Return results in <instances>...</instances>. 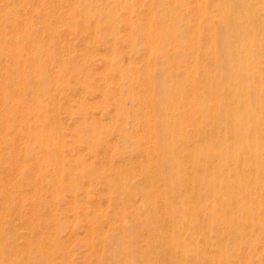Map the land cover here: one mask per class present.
<instances>
[{
    "label": "bare ground",
    "instance_id": "obj_1",
    "mask_svg": "<svg viewBox=\"0 0 264 264\" xmlns=\"http://www.w3.org/2000/svg\"><path fill=\"white\" fill-rule=\"evenodd\" d=\"M20 1L22 5L25 0ZM54 1L51 5L58 4V9L66 3L69 14L66 6H61L65 12L57 14L61 26L46 22L43 17L46 23L43 29L34 28L36 35L42 33L48 39H58L63 27L71 32L73 27L88 22L84 25L92 30V37L103 30L118 42L120 23L124 21L129 41L126 45L135 53L125 60L129 66L119 67L121 76L117 71V76L122 77L129 108L126 99L117 95L119 92L114 91V95L122 114L129 116L128 120L131 118V128L123 127L121 132L124 137L129 135L130 146L143 156L142 167H138L143 169V181L138 186L126 182L127 174L122 166L123 173L119 169L121 173L117 171V177L112 180L122 194L117 203H122L119 209L123 221L107 240L103 238L104 248L111 249L112 264H264V17H261L264 0H191L192 3L139 0L142 11L135 9V0ZM120 7L129 9L126 11L129 15L121 17ZM213 9L221 15L213 17ZM6 12L0 16V54L8 57L5 68L0 57V132L19 123V134L23 137L25 132L30 133L32 119L34 132L28 136L31 144L36 143L43 150L45 163L53 162L59 175L66 169L57 164V160H62L58 156L59 143L56 149V141L42 134L44 127L40 122L54 125L52 114L48 115L47 105L42 103L43 95L47 94L53 101L59 99L56 93L61 89L57 90L58 85L53 83L56 78L50 77L45 66L53 58L46 52L50 45L30 39L32 34L26 30L16 32L13 28L18 29L21 23L9 18ZM25 19L30 21L29 17ZM23 25L20 26L25 28ZM9 27L15 35L8 36ZM22 51L27 53L24 60L31 66L27 70L29 75L24 76L19 63ZM44 52L47 60L41 55ZM133 56L140 60H134ZM60 63L63 71L69 72L66 62ZM7 83L19 93L15 105L7 102L10 96ZM112 116L115 119L113 113ZM23 122L27 129L23 128ZM79 140L89 142L92 138L85 133L79 135ZM5 159L7 155L1 161ZM61 180L56 178V183L60 184ZM5 192V204L8 199H23L22 193L15 190L6 188ZM136 194L141 196L139 205L135 203ZM127 206L131 209L126 210ZM33 217L29 218L33 220ZM115 218L118 219L113 217L112 223L116 222ZM92 221L99 222L98 215ZM98 245L99 242L92 244L95 251ZM22 252L18 251L17 255L20 253L22 257ZM48 254L43 257L51 253ZM68 255L71 259V254Z\"/></svg>",
    "mask_w": 264,
    "mask_h": 264
},
{
    "label": "rangeland",
    "instance_id": "obj_2",
    "mask_svg": "<svg viewBox=\"0 0 264 264\" xmlns=\"http://www.w3.org/2000/svg\"><path fill=\"white\" fill-rule=\"evenodd\" d=\"M121 1L124 3L126 0ZM140 1L135 0V9H140L139 11H142L143 6ZM188 1L192 3L194 0ZM20 2V0H0V7L5 8L3 10L0 8V11L2 10L0 12V16L3 15V11H7L6 13H8L9 18L12 17L11 19L15 22H20L22 25H26L24 28L20 26V23H18L20 24L18 25V29L13 28L15 31L17 30L16 32L22 33L26 30L27 33L32 34L30 39H40L39 41L41 44L46 46H48V44L50 45V49L46 52L51 53L53 58L49 59L47 64L45 62V66L50 71V77L55 76L56 79L53 83L58 85L57 90H59L60 87L61 89L58 91L59 93H56L59 99L56 98L55 100L50 101V97L47 96V94L43 95L42 103L47 105L48 115L52 114L53 119L55 120L54 125L48 124L45 121L40 122H42L41 125L44 127L42 134L46 137L52 138L53 141H56V149L60 146L58 151L61 153L59 152L58 156L59 158H62V160H57V164L66 168L65 171L67 173L65 171H60V174L57 175L58 173L54 170V163H45L46 161H44L45 156L43 150L40 149L36 143L31 144L28 136L30 133L34 132V128L32 126L34 121L32 119L30 120V133L25 132L26 136L24 135L21 137V134H19L20 131L18 130V126H21L19 123L12 129L7 131L2 130V132H0V186L3 190L2 192L0 188V227L2 228V230L0 228V235H2V238L1 236L0 238L3 240H0V264H43V262L44 264H49V262L51 264H67L69 261H71L69 264H88V262L89 264H112L113 260L111 258V249H107V247L104 248L102 245L104 241L103 238L107 240L112 232L116 231L115 229L118 225L123 222L120 217L121 209H119V206L120 204L122 205V203H117L118 201H121L122 194L116 189V181L112 183V180L117 177V171V174L122 172V166V168L124 167L123 170L125 169L124 171L127 174L126 182L129 184L130 182H133L138 186L139 184L141 185L143 181V169L141 168L142 171L139 170V168L142 167L143 156L138 151L135 152V150L132 149L130 146L132 139H129V135L124 137L121 132L123 127H126L128 130L131 128V118L128 120L129 116L125 117V115L122 114V110L120 108L121 105H118L116 100L117 95L123 96V99H126V106L129 108V99L126 92L123 93L124 84L122 83V77H120L121 70L119 69L120 66L123 68L129 66V63L127 62V64L126 61L129 60V55L134 53V51H131L130 48H128L129 46L127 47L126 45L129 43L126 39L128 36L127 28L125 27L124 21H122L120 23L121 38L118 42L113 36L103 30L99 32V35L92 37V30L87 29L88 26L85 27L88 22H85V25L81 24L75 28L73 27L71 32H74L75 35L63 27L58 34V39H53V37L48 39L46 38V36H48L47 34H45V36H43L44 34L42 33L36 35L33 30L36 27L43 29L45 23L48 21H51L54 24L57 22L56 25L61 26V22H59V20L57 21V14L65 13L63 8H61L63 5L66 6L65 11L67 10L66 12L69 14V8L66 3L61 4L58 9V4L53 7L56 3L54 0H48V2L46 0V3H43L42 0H25V4L22 3V5ZM4 3L6 7L4 6ZM52 3L53 5H51ZM210 3L212 4V2ZM139 4H141V6ZM48 6L52 7L54 10ZM22 10L24 11L21 15ZM28 11L30 13H28ZM51 11H55L56 15H54L55 12L52 13ZM126 11L129 12V9L120 7L118 10L119 13L121 12V17L129 15ZM40 13L43 15H40ZM220 15L221 14L216 10H212L213 17L217 18V16L219 17ZM28 17L30 18V21L25 19ZM43 17L44 19H47L46 22L42 20ZM261 17H264V14H262ZM33 18L35 19L33 20ZM35 23H37L36 26ZM8 29L10 31L8 36L16 34L10 27ZM67 32L70 34L67 35ZM122 32L125 33L126 36H124L125 34ZM62 35L63 37H61ZM43 37H45L46 40ZM89 40L93 42L90 43L91 41ZM66 41H68V43ZM26 42L28 44L30 43L29 40ZM92 44H95L96 47ZM110 45L113 46V48ZM65 46H67V50H64ZM114 48L115 50L113 51L112 49ZM86 49H88V52ZM124 49H127L128 51ZM57 50L59 52H57ZM62 50H64V54L67 55L66 57L64 54H61L62 56L60 55ZM92 50L95 51L92 52ZM46 52L41 53L45 60H47ZM112 52L114 53L112 54ZM79 53L81 55H79ZM20 55L22 56V61L20 60L19 62L21 63L20 72L23 71V76L25 73L29 75L27 70H29L31 66L26 60H24V58L27 57V53L22 51ZM82 55L85 56L83 57ZM0 57L2 58V65L5 68L8 64V57L4 53L0 54ZM132 58L134 60L137 59V61L140 60L139 57L133 56ZM62 61H65L68 68H70L69 72L63 71L61 66L62 63H60ZM52 69L53 71H51ZM117 71H119L120 76H117ZM110 77H112L114 81ZM117 77H120V79H117ZM108 78H110V80H107ZM96 82L98 85H96ZM116 83L118 86H116ZM128 83L129 82L127 81V86H129ZM7 84L8 89H10V96L7 99V102L15 105L18 102L17 98H20L19 93L17 89L13 88L11 83ZM116 87H118V89ZM114 91L115 94L117 92L119 93L115 96ZM112 96L113 99H110ZM55 101H57L58 104L55 103ZM55 106L57 110L55 109ZM112 113L115 115V119L113 116L111 117ZM22 124L24 128L26 123L23 122ZM85 133L90 135L92 138L91 141L89 140V142H86L79 140V135L82 137ZM26 137L27 139H25ZM23 144L25 145L22 146ZM14 145L17 149L19 148V150H17ZM6 155L7 159L1 161V158L6 157ZM138 162L141 164H138ZM125 163H129V165H126ZM131 163L135 164L132 165ZM134 167L138 170L133 169ZM119 169H121V172ZM32 170H35L34 173ZM92 176H94L93 179ZM55 177L60 180L62 179V184L59 181L58 182L60 184L56 183ZM130 177L132 179H130ZM105 180H109V183H112V185ZM104 181L107 182V184ZM63 186L64 189H62ZM58 187L59 191L57 190ZM6 188L9 190H15L17 194L22 193L23 199H8L9 205L8 203L5 204L4 202H7V200H5L6 198L4 199ZM136 195L135 201L138 202L135 203H137L136 205H139L141 196L139 194ZM20 204L21 206H19ZM32 205L34 208L30 207ZM17 206H19L20 209H17ZM51 206H53V209ZM134 206L135 204L131 206V208L133 209ZM94 207L97 208L95 209ZM98 207L101 209L99 210ZM131 208L127 206L126 210H130ZM102 209L103 211L105 210V212H101ZM95 215H98L99 222L95 223L92 221ZM36 216L37 220H35ZM115 216H117L118 219L115 218L116 222L112 223V219ZM29 217H33L34 219L32 220V218ZM86 219H88V221ZM31 220L33 222H30ZM90 227H92V230H90ZM47 232L52 234L49 236ZM100 232L103 233L100 234ZM10 235H13L12 237L15 239L11 238ZM51 235H53L52 238H50ZM86 240H88V242L90 240V245ZM98 242V251H95L92 244L96 245ZM50 244L52 245V248L48 247ZM26 246L28 247L26 248ZM17 247L19 248L17 249ZM44 247L47 248L45 249ZM15 249L17 251H15ZM67 249L70 252H68ZM14 251L16 253H14ZM18 251L20 253L23 251L22 257L20 253L17 255ZM48 252L51 253L50 256L43 257L49 255ZM67 252L68 254H71V259ZM86 253L89 255L87 256ZM244 258L245 257H243V259ZM95 259L97 261H95Z\"/></svg>",
    "mask_w": 264,
    "mask_h": 264
}]
</instances>
